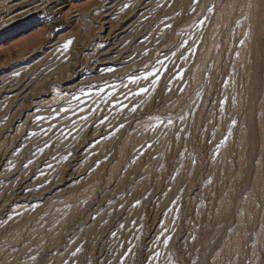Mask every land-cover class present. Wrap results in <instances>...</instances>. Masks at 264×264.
<instances>
[{"label":"rangeland","instance_id":"obj_1","mask_svg":"<svg viewBox=\"0 0 264 264\" xmlns=\"http://www.w3.org/2000/svg\"><path fill=\"white\" fill-rule=\"evenodd\" d=\"M0 264H264V0H0Z\"/></svg>","mask_w":264,"mask_h":264},{"label":"snow or ice","instance_id":"obj_2","mask_svg":"<svg viewBox=\"0 0 264 264\" xmlns=\"http://www.w3.org/2000/svg\"><path fill=\"white\" fill-rule=\"evenodd\" d=\"M68 43H71V41H69ZM67 46V45H66ZM147 77H145V79H146ZM141 91H147V89H141ZM133 110H135V109H133Z\"/></svg>","mask_w":264,"mask_h":264}]
</instances>
